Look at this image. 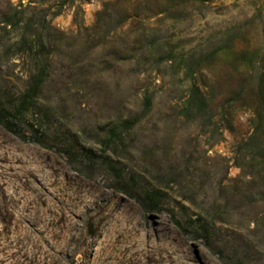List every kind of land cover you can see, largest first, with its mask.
I'll return each instance as SVG.
<instances>
[{
	"label": "rangeland",
	"instance_id": "obj_1",
	"mask_svg": "<svg viewBox=\"0 0 264 264\" xmlns=\"http://www.w3.org/2000/svg\"><path fill=\"white\" fill-rule=\"evenodd\" d=\"M7 1L37 110L115 160L0 122V264H264V0ZM36 56L0 33L3 94Z\"/></svg>",
	"mask_w": 264,
	"mask_h": 264
},
{
	"label": "trees",
	"instance_id": "obj_2",
	"mask_svg": "<svg viewBox=\"0 0 264 264\" xmlns=\"http://www.w3.org/2000/svg\"><path fill=\"white\" fill-rule=\"evenodd\" d=\"M7 3L15 8L14 3L10 2V0ZM20 12V10H17L14 14L4 13L2 15L0 33L4 37L8 36L11 39H15V43L29 45V49L32 51L36 49L37 56L31 64V75L27 85L18 88L11 94H3L0 85V122L25 140L37 142L48 148L58 147L60 151L68 155L70 163L76 169L79 167L75 160L78 153L83 154L84 161L88 162L98 161L100 158L114 161L115 159L112 155L107 152V146H103L101 148L103 154H99L93 146L82 144L81 133L75 128L66 127L63 130L65 137L61 138L57 132L61 131L63 124L60 122L56 123L48 110H37L39 94L47 80L44 74L49 71L51 66V60L48 56L46 58H43L44 56L42 55L39 57L40 52L43 53L41 49L45 47L48 40L43 36L28 32V25L20 28L15 27L22 19ZM77 18L78 14L76 13L74 14V21H77ZM18 31H20L19 34H17ZM6 96L9 98L3 101ZM55 123L56 126H54ZM150 199H153V197L150 196ZM144 206L147 207V204L144 203ZM176 223L181 228H184L183 223L179 219H176Z\"/></svg>",
	"mask_w": 264,
	"mask_h": 264
}]
</instances>
